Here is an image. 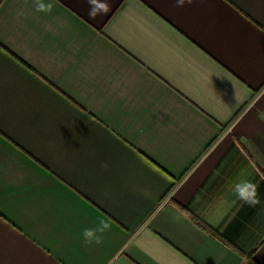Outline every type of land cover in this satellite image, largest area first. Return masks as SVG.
<instances>
[{
	"label": "crops",
	"instance_id": "obj_1",
	"mask_svg": "<svg viewBox=\"0 0 264 264\" xmlns=\"http://www.w3.org/2000/svg\"><path fill=\"white\" fill-rule=\"evenodd\" d=\"M45 2L0 0V264H264V0Z\"/></svg>",
	"mask_w": 264,
	"mask_h": 264
},
{
	"label": "clouds",
	"instance_id": "obj_2",
	"mask_svg": "<svg viewBox=\"0 0 264 264\" xmlns=\"http://www.w3.org/2000/svg\"><path fill=\"white\" fill-rule=\"evenodd\" d=\"M184 0H177V5L181 6ZM88 10L87 15L90 19L95 20L99 16L107 15L111 11V5L109 0H87ZM34 6L38 12H51L54 5L51 2H45V0H34ZM106 166V165H104ZM233 191L236 196L248 204L249 206L257 205L259 201L258 185L251 179H242L238 181ZM110 229V224L105 220L100 219L98 225L95 228H85L82 232V236L86 243H102L101 235Z\"/></svg>",
	"mask_w": 264,
	"mask_h": 264
}]
</instances>
